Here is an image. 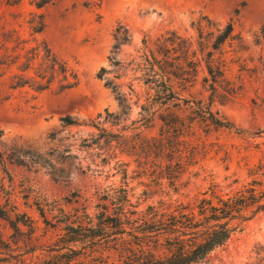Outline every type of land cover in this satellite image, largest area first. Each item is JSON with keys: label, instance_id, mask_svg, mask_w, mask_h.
<instances>
[{"label": "rangeland", "instance_id": "obj_1", "mask_svg": "<svg viewBox=\"0 0 264 264\" xmlns=\"http://www.w3.org/2000/svg\"><path fill=\"white\" fill-rule=\"evenodd\" d=\"M14 1L0 0V30L16 28L31 43L34 38L46 40L79 75L78 84L67 91L54 88L38 93L23 88L0 101V185L18 195L21 203L27 194L32 202L40 193L71 197L78 192L93 205L97 189L126 181L134 203L143 209L148 204L167 205L177 199L193 202L212 186L229 191L253 180L264 182V85L256 74L264 59V0H53L41 8L35 6V0ZM31 13L44 15L46 27L42 32L33 33L30 28ZM199 21L204 34L214 32L207 37L204 54ZM229 22L240 39L214 49L219 28ZM119 23L129 28L132 41L122 46L116 58L126 64L138 57L147 38L151 49L163 51L177 69L191 73L188 89L177 80L183 97L208 99L210 92L203 87L208 75L206 51H212L216 64L221 60L226 64L228 82L219 87L221 102H216L213 110L232 122L237 131L203 119L192 123L186 120L182 135L199 145L202 154L190 169L195 176L185 174L177 189L166 179L133 172L134 158L115 149L122 128L129 130V139L139 133L158 136L167 129L158 118L138 128L147 89L132 80V66L114 67L110 61ZM162 34L173 42L158 44ZM102 67L110 70L108 77L120 85L130 109L122 107L98 77ZM66 116L82 124L67 125ZM92 122H101V127L114 133L110 137L114 140L106 144L102 133L90 125ZM117 159L130 162L126 180L115 173ZM23 207L38 217L34 207ZM71 207L66 206L68 210ZM207 264H264V213L233 237L226 248L213 253Z\"/></svg>", "mask_w": 264, "mask_h": 264}, {"label": "trees", "instance_id": "obj_2", "mask_svg": "<svg viewBox=\"0 0 264 264\" xmlns=\"http://www.w3.org/2000/svg\"><path fill=\"white\" fill-rule=\"evenodd\" d=\"M19 1L15 0L14 4ZM52 1L35 0V6L41 8ZM28 22L33 33H40L46 27L43 14L31 13ZM197 24L202 36L201 54H204L209 42L207 37L214 32L204 34L201 21ZM236 39L240 37L229 22L219 28L213 48L218 50ZM33 41L22 37L16 28L0 30V101L7 100L18 89L31 88L41 93L56 88L63 92L78 84L79 75L67 60L46 40L34 38ZM131 41L129 28L119 23L114 30L110 61L114 67L132 66V80L141 82L147 89L140 111L142 123L138 128L158 118L167 129L158 136L139 133L135 139H129V130L122 128L117 134L115 149L134 158L133 172L166 179L177 189L185 174L195 176L190 169L199 163L202 154L199 145L182 135L186 120L192 123L203 119L237 131L232 122L213 110L215 103L221 102L219 87L228 82L226 64H222V60L216 64L212 51L205 52L208 75L204 77L203 87L210 95L207 100H193L183 97L176 87L180 80L188 89L186 83L192 82L191 73L177 69L163 51L151 49L147 38L142 41V53L138 57L126 64L118 60L116 54ZM158 42L167 45L173 41L162 34ZM179 59L186 61L183 55H179ZM257 69L256 74L264 85L263 57ZM109 73L110 70L102 67L98 77L113 91L122 107L130 109L127 96L120 85L108 77ZM261 100L264 104V95ZM64 121L67 125L82 124L71 116L64 117ZM100 124L92 122L90 125L97 128L102 133L100 137L109 144L114 140H110L114 133ZM114 169L126 180L130 162L117 159ZM79 197L84 200L80 202ZM22 198L23 203L4 184L0 185V264H207L213 253L226 248L233 237L264 213V182L253 180L229 191L212 186L193 202L177 199L167 205L148 204L143 209L134 203L126 181L97 189V201L93 205L92 200L78 192L71 197L40 193L32 202L29 194ZM23 205L34 207L38 217ZM67 205H72L70 210Z\"/></svg>", "mask_w": 264, "mask_h": 264}]
</instances>
